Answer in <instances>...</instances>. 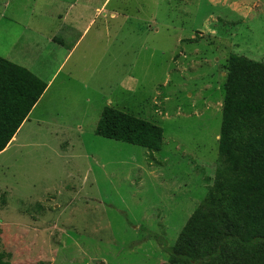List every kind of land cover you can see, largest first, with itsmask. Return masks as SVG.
Returning <instances> with one entry per match:
<instances>
[{"label":"rangeland","instance_id":"1","mask_svg":"<svg viewBox=\"0 0 264 264\" xmlns=\"http://www.w3.org/2000/svg\"><path fill=\"white\" fill-rule=\"evenodd\" d=\"M102 2L0 0V57L60 67L63 89L0 154L10 264H168L215 176L226 61L264 64V0ZM106 106L160 127L161 150L97 137Z\"/></svg>","mask_w":264,"mask_h":264},{"label":"trees","instance_id":"2","mask_svg":"<svg viewBox=\"0 0 264 264\" xmlns=\"http://www.w3.org/2000/svg\"><path fill=\"white\" fill-rule=\"evenodd\" d=\"M224 72L215 176L167 252L168 264H264V64L232 55ZM46 88L0 57V154ZM94 134L148 152H159L163 142L160 127L110 106ZM0 264L10 263L0 255Z\"/></svg>","mask_w":264,"mask_h":264},{"label":"crops","instance_id":"3","mask_svg":"<svg viewBox=\"0 0 264 264\" xmlns=\"http://www.w3.org/2000/svg\"><path fill=\"white\" fill-rule=\"evenodd\" d=\"M110 2H111V0H103V2H102V4H101V6H100V9H99V11H102V12H105L106 10H107V8H108V6H109V4H110ZM67 5V4H66ZM74 6V4L72 5V4H69V5H67V9L68 10H66V12H65V14L62 16V18L61 19H59L58 17H57V20H59L60 21V23H65V22H67L68 21V19H69V15H70V10L72 9V7ZM104 16H105V14H103ZM116 16V13H114L113 11H111V13H110V17L111 18H114ZM69 28V27H68ZM58 29H63L62 27H60V28H58ZM69 55V54H68ZM67 55V56H68ZM67 56H66V58H67ZM2 58V57H1ZM6 60V59H5ZM8 61V60H7ZM10 62V61H9ZM12 63V62H11ZM14 64V63H13ZM21 67V66H20ZM22 68H25V67H22ZM60 68V67H59ZM59 68H58V70L54 73V74H52V76L50 77V79L49 80H42L41 78H39L38 76H36L31 70H28V71H30L32 74H34L37 78H39L40 80H42V81H44L45 83H46V85H47V88H46V90H45V92H44V94L42 95V97H44V95H46V93L50 90V89H52L53 87H55V85H56V88L57 89H60L59 91L61 92V91H63V89H62V85L61 86H59L58 84H55V82L56 81H54L56 78H55V76H56V74L59 72ZM25 69H27V68H25ZM69 84H70V81H67V86H66V88L65 89H67L68 88V86H69ZM42 97L40 98V100L42 99ZM40 100L37 102V104L34 106V108L39 104V102H40ZM34 108L32 109V111L34 110ZM32 111L30 112V114L28 115V117H27V119H26V121L28 120V118L30 117V115L32 114ZM15 139V137H13V139L11 140V142L10 143H12V141ZM10 145V144H9ZM8 147V146H7Z\"/></svg>","mask_w":264,"mask_h":264}]
</instances>
